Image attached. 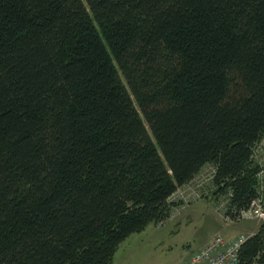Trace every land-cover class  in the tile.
<instances>
[{
    "label": "trees",
    "instance_id": "1",
    "mask_svg": "<svg viewBox=\"0 0 264 264\" xmlns=\"http://www.w3.org/2000/svg\"><path fill=\"white\" fill-rule=\"evenodd\" d=\"M263 139L264 0H0V264H114L208 163L236 219Z\"/></svg>",
    "mask_w": 264,
    "mask_h": 264
},
{
    "label": "rangeland",
    "instance_id": "2",
    "mask_svg": "<svg viewBox=\"0 0 264 264\" xmlns=\"http://www.w3.org/2000/svg\"><path fill=\"white\" fill-rule=\"evenodd\" d=\"M261 166L259 196L264 203V139L255 150ZM217 166L205 165L170 199V216L151 223L122 242L115 254L116 264H183L214 237L252 236L263 221L233 219L226 215L231 193L217 192ZM263 186V187H262ZM230 240V239H228Z\"/></svg>",
    "mask_w": 264,
    "mask_h": 264
},
{
    "label": "built area",
    "instance_id": "3",
    "mask_svg": "<svg viewBox=\"0 0 264 264\" xmlns=\"http://www.w3.org/2000/svg\"><path fill=\"white\" fill-rule=\"evenodd\" d=\"M236 219L264 222L263 199L260 196L254 199L250 207L242 210ZM249 237L241 234L228 240L218 235L196 251L183 264H240V251Z\"/></svg>",
    "mask_w": 264,
    "mask_h": 264
},
{
    "label": "crops",
    "instance_id": "4",
    "mask_svg": "<svg viewBox=\"0 0 264 264\" xmlns=\"http://www.w3.org/2000/svg\"><path fill=\"white\" fill-rule=\"evenodd\" d=\"M262 187H263V186H262ZM239 235H240V234H239ZM239 235H234V236H233V235H228V234H227L226 237H227L228 239H234L235 237H237V236H239ZM114 264H116V263H115V258H114Z\"/></svg>",
    "mask_w": 264,
    "mask_h": 264
}]
</instances>
